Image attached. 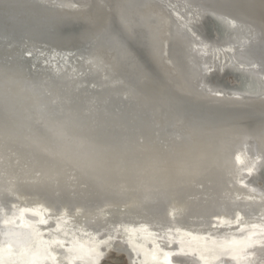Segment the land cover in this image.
<instances>
[{"label": "bare ground", "instance_id": "bare-ground-1", "mask_svg": "<svg viewBox=\"0 0 264 264\" xmlns=\"http://www.w3.org/2000/svg\"><path fill=\"white\" fill-rule=\"evenodd\" d=\"M169 2L202 20L208 67L264 77V0ZM156 4L0 0V252L264 264V180L243 172L264 163V93L203 77L200 43ZM218 22L242 40L217 42Z\"/></svg>", "mask_w": 264, "mask_h": 264}, {"label": "water", "instance_id": "water-1", "mask_svg": "<svg viewBox=\"0 0 264 264\" xmlns=\"http://www.w3.org/2000/svg\"><path fill=\"white\" fill-rule=\"evenodd\" d=\"M155 2L157 3L156 5H158V7H160L174 22H176L177 25L185 32V34H187L190 37V40L192 39L193 41L195 40L196 42L200 43V46L202 48V51L200 53V55L202 56L201 60L203 61L205 68H207L205 69L206 71H204L203 77H209L210 75H213L216 72L219 75H222L228 87H230L231 85L238 86L241 89V91H243L245 94H263L264 93V77L261 75L255 76L254 74H247V73L244 74V73L238 72L236 78L232 77L233 80H231V77L228 76L229 74L227 75L226 72L217 71L216 67H213V66L208 67L212 64V60H213V58L211 57V52H213L212 50L213 45L209 42L205 44V40H204L205 38L202 37V33L200 31V29H202L203 27L202 20L198 19V20H195L189 23L188 21H184V18L180 17L174 11V5H172L171 2H169V0H155ZM182 11H184V9H182ZM212 35H213V38L217 40V42H223L224 44L232 43L234 42V40H242V35H239L238 32H235V29L231 25H227L226 23H221V22H218L216 25V28L212 30ZM207 48L209 50H207ZM25 49L26 48L22 50L23 56L26 58H30L31 53H29L27 49L26 50ZM51 60H53V57L51 58L49 57L47 59V61L49 62V66L54 68V64ZM203 77L197 79V85L199 87H203L206 90H208L209 88L208 84ZM257 77H258V80L256 79ZM246 147H248V145L242 146L244 151H246ZM235 162H236V158H235ZM249 168H254V169H250L251 171H248V170L243 171L244 174L246 175L245 180H250L254 178H256L257 180L258 179L264 180V163H262L261 160L256 159L250 164ZM10 235L11 234H8L7 237ZM7 237L3 241H7L8 240ZM10 243H11L10 246L6 244L4 248L5 251L0 252V264H38L42 262L43 253H44L42 247L36 248L32 252H29L28 255L27 254L25 255V251L23 250L19 254L18 238L16 240H11ZM74 245L75 246L77 245V249H78L77 251L81 252V249H82V252H81L82 254H85V256L87 257L88 255H90L89 250L87 251L84 248H82L81 245L83 244H81V242L75 241ZM74 245H73V248L76 249ZM112 253L114 252L111 251V254ZM115 255L117 257L123 258L122 255H117V254ZM101 258L104 259L105 257L102 256ZM75 260H78V259H74V261ZM67 262L68 264H73V260H70ZM78 262L79 261H77V263Z\"/></svg>", "mask_w": 264, "mask_h": 264}, {"label": "rangeland", "instance_id": "rangeland-1", "mask_svg": "<svg viewBox=\"0 0 264 264\" xmlns=\"http://www.w3.org/2000/svg\"><path fill=\"white\" fill-rule=\"evenodd\" d=\"M102 264H125V261L121 257H117L116 255L110 254L106 257Z\"/></svg>", "mask_w": 264, "mask_h": 264}]
</instances>
